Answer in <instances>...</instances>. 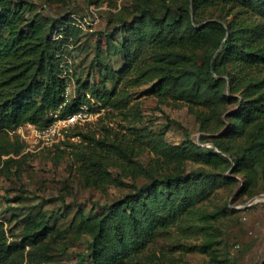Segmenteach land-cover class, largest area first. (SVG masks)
<instances>
[{"label": "rangeland", "instance_id": "obj_1", "mask_svg": "<svg viewBox=\"0 0 264 264\" xmlns=\"http://www.w3.org/2000/svg\"><path fill=\"white\" fill-rule=\"evenodd\" d=\"M27 1L32 3L33 13L61 20L60 25L66 22L75 26L70 31L73 42L62 54L69 99L81 93L84 83L103 89L101 81L106 79L107 91H116L117 106L104 107L87 93L89 101L83 105L89 117L71 126L60 140L53 136V141H47L27 123L8 128L7 132L0 128V222L4 223L8 243L24 247V264L37 260V246L27 244L21 232L24 218L28 217L50 218V225L60 231L46 239L50 246L44 249L41 264H92L87 257L91 237L84 233L77 238L70 228L71 221L79 210L87 216L96 214L103 205L129 192L134 180L121 165L124 157L120 153L110 154L112 161L106 171L90 164L83 153L97 144L78 133L133 148L130 152L136 163L156 165L161 172L189 171L202 163L171 156L166 147L181 150L193 141L220 152L215 143L230 145V140L237 139L230 136V131L246 121L245 107L239 109L243 95L229 91L228 79L224 93L228 99L220 103L186 96L185 88L179 86L167 99H160L152 92L154 81L134 85V75L128 69L121 73L132 55L135 60L143 57L145 47L144 42L133 40L129 52L123 48L124 24L145 1L149 8L157 6L162 12L163 2L177 6L184 0ZM60 36L58 33L55 38ZM234 64L230 62V69ZM97 149L103 152L101 146ZM237 169L233 162L228 169H212L214 175L207 178L210 184L198 196L195 208L189 214L180 213L179 223H173L174 232L160 240L159 245L166 246L165 252L159 245L145 244L134 251L129 264H219L216 259L225 264H264V199L248 204L264 193V182L259 179L261 166L250 161ZM99 173L104 180L95 183L93 179ZM249 176L252 180H248ZM145 180L139 176L137 182ZM246 180L249 186L243 191ZM215 213L216 219L209 218ZM206 219L215 229L205 232L193 225L206 224ZM210 234L218 241L216 259L210 253L190 248L202 244Z\"/></svg>", "mask_w": 264, "mask_h": 264}, {"label": "trees", "instance_id": "obj_2", "mask_svg": "<svg viewBox=\"0 0 264 264\" xmlns=\"http://www.w3.org/2000/svg\"><path fill=\"white\" fill-rule=\"evenodd\" d=\"M148 6L145 1L124 24L123 48L129 52L133 40L144 42L145 47L143 57L135 60L132 55L121 73L128 69L134 75V85L154 81L152 92L160 99H167L179 86L185 88L186 96L215 103L228 99L224 93L229 79V91L243 95L239 109L245 107L246 121L230 131V136L237 137L230 140V145L215 143L220 152L193 141L181 150L166 147L171 156L202 163L189 171L161 172L156 165L136 163L130 152L133 148L78 133L97 144L83 153L90 164L106 171L112 161L110 154L120 153L124 157L121 165L134 180L129 192L103 205L96 214L87 216L84 210L75 213L70 228L77 238L84 233L91 237L87 257L92 264H129L130 256L140 246H158L162 238L174 232L180 213L189 214L195 208L214 168L228 169L233 162L238 170L250 161L259 162V179L264 182V18H260L264 17V0H184L177 6L163 2L162 12L157 6ZM31 7L27 0H0V128L7 132L25 123L46 128L54 120L55 110L61 117L77 112L89 101L87 93L104 107H116V91H107L106 79L101 81L103 89L84 83L78 96L66 100V62L62 54L73 42L70 31L75 26L66 22L60 25L61 20L33 13ZM58 33L61 36L55 38ZM230 62L235 63L233 69ZM99 146L103 152L98 151ZM253 174L258 175L257 171ZM139 176L146 180L137 182ZM93 180L101 183L104 177L99 173ZM248 180L243 191L248 189ZM217 216L215 213L209 218ZM50 221L24 218L21 232L25 241L37 246L34 264L43 261L44 249L50 246L46 239L60 233ZM193 225L205 232L215 229L208 219L206 224ZM7 239L4 223L0 222V264H24V247L12 246ZM217 242L210 234L202 244L190 248L216 259ZM165 248L159 245L161 251Z\"/></svg>", "mask_w": 264, "mask_h": 264}, {"label": "built area", "instance_id": "obj_3", "mask_svg": "<svg viewBox=\"0 0 264 264\" xmlns=\"http://www.w3.org/2000/svg\"><path fill=\"white\" fill-rule=\"evenodd\" d=\"M66 100L69 101V87H66ZM89 112L84 105L80 107L77 112L71 113L65 117L59 116V110L53 112L54 120L46 128L39 129L33 123H27L29 126L33 127L38 135H43L47 141H53V136H57L60 140L65 137V132L79 123H83L88 117Z\"/></svg>", "mask_w": 264, "mask_h": 264}, {"label": "water", "instance_id": "obj_4", "mask_svg": "<svg viewBox=\"0 0 264 264\" xmlns=\"http://www.w3.org/2000/svg\"><path fill=\"white\" fill-rule=\"evenodd\" d=\"M261 198H264V193L263 194H260V195H257L255 197H253L249 202L248 204H251V203H254V202H258L259 200H261ZM247 205V204H246Z\"/></svg>", "mask_w": 264, "mask_h": 264}, {"label": "bare ground", "instance_id": "obj_5", "mask_svg": "<svg viewBox=\"0 0 264 264\" xmlns=\"http://www.w3.org/2000/svg\"><path fill=\"white\" fill-rule=\"evenodd\" d=\"M264 198H261V200H263Z\"/></svg>", "mask_w": 264, "mask_h": 264}]
</instances>
